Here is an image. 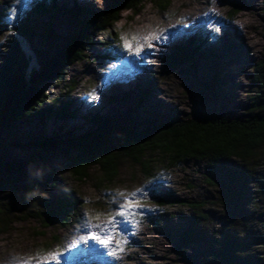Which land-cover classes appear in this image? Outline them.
Instances as JSON below:
<instances>
[{"label":"rangeland","instance_id":"1","mask_svg":"<svg viewBox=\"0 0 264 264\" xmlns=\"http://www.w3.org/2000/svg\"><path fill=\"white\" fill-rule=\"evenodd\" d=\"M41 1L43 10L37 5ZM105 3L0 0V58L6 43L15 38L29 59L27 73L37 69L39 61L54 55L79 31L83 19ZM73 5L79 8L75 15ZM18 26L30 34L20 37L14 30ZM232 28H240L241 33ZM160 29L164 35L151 41L152 48L145 45L141 56L122 48L121 34L143 36ZM177 29L186 33L179 35ZM112 30L115 38L96 32L89 57L67 66L62 80L43 84L44 106L59 109L66 103L74 118L32 117L0 132V158L16 163L19 170L12 175L0 171V200L4 196L33 202L71 198L70 215L48 222L47 227L15 205L9 209L5 204L12 214L7 231L0 234V264H16L28 255L44 256L66 246L81 234L83 211H107L114 191L137 188L144 189L139 202L148 207L137 210L133 223L119 224L122 251L108 256L89 241L87 249L79 245L83 254L77 264H226V259L264 264V246L258 244L264 236V143L246 162L247 180L240 190L229 180L241 169L237 159L214 167L199 159L169 165L154 152L146 154L149 173L128 159L120 161L112 178L104 177L97 166L82 181L67 170L55 172L81 151L82 143L74 137L95 128L86 118L110 117L115 124L140 128L184 118L192 111L242 116L251 95L264 96V74L261 88L250 86L254 66L264 63L263 0H170L164 10L144 0L136 12L122 11ZM242 36L248 41V53L233 45ZM105 42L107 54L102 51ZM173 46L187 50L190 61L164 69L162 58ZM11 177L20 181L12 185ZM161 196L182 202L159 205ZM183 200L199 207L190 208ZM186 230L191 232L189 239L180 241Z\"/></svg>","mask_w":264,"mask_h":264},{"label":"trees","instance_id":"2","mask_svg":"<svg viewBox=\"0 0 264 264\" xmlns=\"http://www.w3.org/2000/svg\"><path fill=\"white\" fill-rule=\"evenodd\" d=\"M143 1L106 0L104 8L94 11L90 18L83 19L79 31L67 38L56 49L54 55L39 61L38 68L28 73L26 71L28 57L20 42L10 38L5 45L4 55L0 58V132L8 129L13 122L28 121L32 117L40 119L55 117L65 120L74 118V113L69 110L66 103L59 109L44 106L47 99L43 94V84L51 80H62L67 66L87 59L88 47L91 46L96 32H107L108 36L115 38L112 26L118 21L120 13L124 10L136 12ZM150 1L161 10L166 9L170 3V0ZM37 5L39 10H43V1ZM71 8V12L75 15L79 9L78 6L73 5ZM14 30L20 37L30 34L22 26L14 27ZM103 45L102 51L107 54L106 42ZM35 53L39 54L38 51ZM188 53L182 47H171L162 58L164 69L176 68L189 62ZM254 69L255 73L251 77L250 86L259 89L263 86L264 63L256 64ZM249 99L250 101L244 106L243 115L236 117L192 111L184 118L147 124L140 128L115 124L110 117L86 118L90 123L95 124V128L74 137L82 143L81 151L70 158L68 164L55 169V172L62 173L67 170L74 178L82 181L88 177L90 168L97 166L104 177L112 178L117 173L120 161L128 159L139 164L145 173H149L150 163L146 159V154L154 152L162 155L169 165L189 159H199L205 161L209 167H214L216 164L237 159L242 163L241 169L232 173L229 180L235 190H240L247 180L246 162L255 157L264 143V96L255 93ZM51 144L47 142L45 145ZM0 171L11 173V175L19 172L16 163L2 158H0ZM11 181L12 185H16L20 177H11ZM20 198L23 199L16 196H12V199L11 196L1 198L0 234L6 232L11 223L12 211L4 209L7 203L10 206L9 209L11 205H15L18 207L17 211L39 219L43 227H47L48 222L55 219L63 220L70 215L71 198L68 195L64 199L56 198L53 201L35 200L33 202L27 197L20 201ZM157 201L159 205L179 202V200H169L162 196ZM183 201L190 208L199 207L198 203ZM22 204L26 206H21ZM190 234V230L183 232L179 236L180 241L188 240ZM258 239V244L264 246V236ZM222 254L225 258L227 257L226 252ZM226 260V264H249L246 261L233 263ZM252 264L259 263L255 260Z\"/></svg>","mask_w":264,"mask_h":264},{"label":"snow or ice","instance_id":"3","mask_svg":"<svg viewBox=\"0 0 264 264\" xmlns=\"http://www.w3.org/2000/svg\"><path fill=\"white\" fill-rule=\"evenodd\" d=\"M17 3L20 0H16ZM164 35V29L150 31L141 36L133 33L131 35L121 34L119 39L122 41V48L132 55L141 56L145 45L152 48L151 41H159ZM94 95V93H93ZM107 191V190H106ZM143 188H137L132 191L116 190L112 193L111 202L107 206V211L85 210L80 214L83 223L79 225L81 234L73 239L66 246H58L56 249L48 252L44 256L39 253L28 255L25 259L18 260L16 264H77L78 258L83 254L79 245L84 248L89 247V241L98 245L106 255L116 257L119 251H122V230L119 227L121 222L133 223L138 209L148 207L140 203V194ZM87 203V201H85ZM142 215V213H140ZM76 249V251H73Z\"/></svg>","mask_w":264,"mask_h":264},{"label":"bare ground","instance_id":"4","mask_svg":"<svg viewBox=\"0 0 264 264\" xmlns=\"http://www.w3.org/2000/svg\"><path fill=\"white\" fill-rule=\"evenodd\" d=\"M241 16V15H240ZM178 26L180 27V25L178 24ZM175 27V26H174ZM182 29V28H181ZM181 29L179 30V29H177V32H178V34L180 35V34H185L186 32L185 31H181ZM234 31L233 32H235V33H241V32H239L241 29L240 28H232ZM173 34H175V29H173V32H172ZM170 34H171V32H170ZM172 35V34H171ZM230 36L231 37H236V35L235 34H230ZM235 40V39H234ZM234 46H242L243 48H244V51L246 52V53H248L250 50H249V44H248V41H247V39L245 38V37H241V38H239V40H237L236 39V42H234V44H233ZM147 47V46H146ZM196 47V46H195ZM252 47H254V44L252 45ZM252 47L250 48V49H252ZM212 46H210V51L212 50ZM241 48V47H240ZM236 53L238 54V56H239V52H238V50L236 51ZM119 82H118V80H117V84H118Z\"/></svg>","mask_w":264,"mask_h":264}]
</instances>
